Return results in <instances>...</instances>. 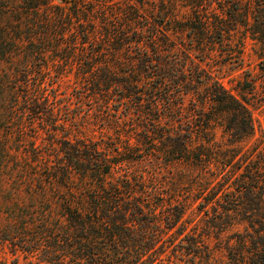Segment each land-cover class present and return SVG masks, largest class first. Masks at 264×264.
<instances>
[{
	"label": "trees",
	"instance_id": "obj_1",
	"mask_svg": "<svg viewBox=\"0 0 264 264\" xmlns=\"http://www.w3.org/2000/svg\"><path fill=\"white\" fill-rule=\"evenodd\" d=\"M225 68L245 73L237 93ZM0 69V242L41 264H166L168 249L264 264V131L247 99L264 91V0H0Z\"/></svg>",
	"mask_w": 264,
	"mask_h": 264
},
{
	"label": "rangeland",
	"instance_id": "obj_2",
	"mask_svg": "<svg viewBox=\"0 0 264 264\" xmlns=\"http://www.w3.org/2000/svg\"><path fill=\"white\" fill-rule=\"evenodd\" d=\"M56 3H63V0H55ZM249 45H248V51H247V63H250V66H247V68L250 67L252 70V75H256L259 71V59L257 55L254 54L252 47V41L249 40ZM1 71V69H0ZM223 73L225 75L224 77V82L226 86L230 89H232L234 92L237 93V90L234 89L235 86L239 85V81H244L245 79V73H243L241 70L236 71V72H231L228 69H224ZM241 73L242 76L238 77L237 75ZM52 74H55L52 72ZM245 76V77H244ZM54 80H57V78H54ZM60 81H57V87H58V92L60 93V96L62 97L63 103H65L66 100H68V97H72L73 95L76 96L78 93V90L75 88L74 82H75V75L72 72L71 74L67 73V75H63V77L60 78ZM245 83H243V86ZM247 87V86H244ZM247 99L250 101L251 108L253 109L254 116L256 118V124H257V132H256V137L261 136V130L264 131V91L261 85L257 86V91L255 93H248L247 94ZM81 100L77 97H74L72 102L77 105L79 104ZM87 109L89 108V105H87ZM58 117L61 119H65V110H59L58 111ZM44 124H41V127H37L39 129V134L38 138L36 139V144L40 146V148L44 151H48L49 149V137L47 135V132L45 129L42 127ZM103 126L102 121L94 122L91 124L90 131L86 132L87 134H82V133H74L77 135H84V136H89L92 137L95 135H99V132L101 130V127ZM36 130V129H35ZM34 129H29L28 133L29 135H34L35 133ZM163 179H169L170 177H173V173L169 172L167 169H164L161 171ZM170 178V180H171ZM174 178V177H173ZM25 197H28L26 194V191H24ZM61 194H56V196H60ZM61 196H64L62 193ZM25 202H29L28 198L24 199ZM8 217H5L3 221H7ZM210 243L212 245L215 244V238L211 237L209 239ZM168 253L163 254V258H165V263L166 264H184L183 261L180 260V258H176L172 254V250L168 249ZM170 256V257H169ZM170 260H169V258ZM0 264H41L39 263L38 259H36V256L32 257L31 255L26 256V252H23L22 250H18L15 252L14 246L12 243L8 242H0Z\"/></svg>",
	"mask_w": 264,
	"mask_h": 264
}]
</instances>
